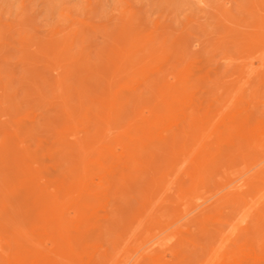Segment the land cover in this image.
<instances>
[{
  "label": "rangeland",
  "instance_id": "1",
  "mask_svg": "<svg viewBox=\"0 0 264 264\" xmlns=\"http://www.w3.org/2000/svg\"><path fill=\"white\" fill-rule=\"evenodd\" d=\"M263 124L264 0H0V264H264Z\"/></svg>",
  "mask_w": 264,
  "mask_h": 264
},
{
  "label": "bare ground",
  "instance_id": "2",
  "mask_svg": "<svg viewBox=\"0 0 264 264\" xmlns=\"http://www.w3.org/2000/svg\"><path fill=\"white\" fill-rule=\"evenodd\" d=\"M241 113V112H240ZM178 124V123H177ZM262 125V124H261ZM264 125V124H263ZM264 127V126H263ZM260 128V127H259ZM257 129V128H256ZM255 129V130H256ZM258 130V129H257ZM263 130V129H262ZM59 136V135H58ZM55 137V136H54ZM60 140V138H58ZM38 144V143H37ZM94 144V143H93ZM62 146V145H61ZM60 148V147H59ZM68 148V146H67ZM66 149V148H65ZM20 157V156H19ZM17 158H15L16 160ZM137 167V166H136ZM25 175V174H24ZM111 175V174H110ZM54 179V178H53ZM51 180V179H50ZM259 180V179H258ZM17 181V180H16ZM243 182V181H242ZM15 185V184H14ZM6 187V186H5ZM19 188V187H18ZM14 193V192H13ZM12 193V194H13ZM47 193V192H46ZM134 194V193H133ZM5 195V194H4ZM97 196H100V193L97 194ZM2 199V198H1ZM39 200V199H38ZM8 202V201H7ZM12 202V201H11ZM108 204H112V201H108ZM23 204V203H22ZM48 204V203H47ZM39 205V204H38ZM47 207V206H46ZM260 207V206H259ZM22 209V208H21ZM48 209V208H47ZM103 211V210H102ZM108 212V211H107ZM114 213V212H112ZM33 215V214H32ZM117 216V215H116ZM31 217V216H30ZM130 217V216H129ZM133 218V217H132ZM99 220V219H98ZM19 221V220H18ZM132 221V220H131ZM109 227V226H108ZM10 230V229H9ZM26 230V229H25ZM106 230V229H105ZM18 231V230H17ZM12 235V234H11ZM103 239V238H102ZM23 240H26L25 238ZM18 243V242H17ZM105 243V242H104ZM100 248V246H99ZM85 251V250H84ZM261 257V256H260ZM259 259V255L256 250L251 249L250 252L244 256L240 261L235 262V264H255ZM262 259V258H261ZM2 261V260H1ZM201 261V260H200ZM32 264H41L38 260H34Z\"/></svg>",
  "mask_w": 264,
  "mask_h": 264
}]
</instances>
